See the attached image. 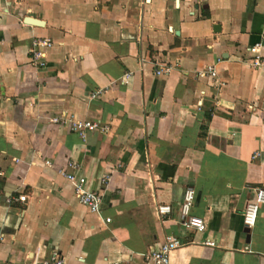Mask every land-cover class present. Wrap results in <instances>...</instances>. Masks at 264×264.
<instances>
[{
	"label": "crops",
	"instance_id": "1",
	"mask_svg": "<svg viewBox=\"0 0 264 264\" xmlns=\"http://www.w3.org/2000/svg\"><path fill=\"white\" fill-rule=\"evenodd\" d=\"M263 16L264 0H0V263L150 264L174 236L170 264H264V204L248 236L241 222L264 187V69L240 60ZM32 37L52 40L41 67ZM57 115L98 126L81 140ZM67 162L100 213L55 172ZM186 187L203 231L180 223Z\"/></svg>",
	"mask_w": 264,
	"mask_h": 264
},
{
	"label": "built area",
	"instance_id": "2",
	"mask_svg": "<svg viewBox=\"0 0 264 264\" xmlns=\"http://www.w3.org/2000/svg\"><path fill=\"white\" fill-rule=\"evenodd\" d=\"M264 21V16H263ZM52 45V40L48 37H32L29 41L27 54L29 62L34 67H41L45 62V52ZM220 59L217 58L216 62ZM239 60V59H238ZM241 62L247 64L253 69H264V31L260 34L257 41L251 43L246 48V56L240 59ZM169 65H156L154 69L155 75L167 74L170 70ZM197 77L206 78L211 82L212 87L217 88L221 83L217 81V71L214 64L205 65L201 70L197 71ZM51 123H58L67 125L69 129L76 133L78 137L83 140L86 131L92 130L98 126V121L76 120L71 115H57L50 117ZM104 130V128H100ZM256 154L252 155L254 158ZM42 163L49 167L47 161ZM55 172L60 175L68 184L71 185L77 203L85 207L89 212L100 213L101 193L99 188L90 189L87 186V181L83 175L79 173V166L72 162H67L64 169H56ZM108 181V175H103L100 179V185H105ZM194 191L190 187L183 190L182 199L178 203V215L181 225L186 228H192L196 231H203L205 229V222L201 217L190 214V208L194 202ZM22 198V197H20ZM264 204V187H257L254 190L253 196L248 200L241 212V222L244 228L250 229L256 220L257 208ZM158 217L167 216L171 209L168 204H158L155 207ZM109 219L106 218L105 222ZM204 245L213 246L210 240H204ZM181 242L174 236H166L165 240L156 248L151 249L145 253H141L140 257L145 263L150 264H170L169 254L171 251L180 247ZM0 264H21L12 261H4ZM40 264H67L65 263L61 254L52 249L47 258L42 260Z\"/></svg>",
	"mask_w": 264,
	"mask_h": 264
},
{
	"label": "water",
	"instance_id": "3",
	"mask_svg": "<svg viewBox=\"0 0 264 264\" xmlns=\"http://www.w3.org/2000/svg\"><path fill=\"white\" fill-rule=\"evenodd\" d=\"M216 28H217V27H216ZM213 29H215V28L213 27ZM243 232L246 233V236H248V229H247V228H244V229H243Z\"/></svg>",
	"mask_w": 264,
	"mask_h": 264
}]
</instances>
